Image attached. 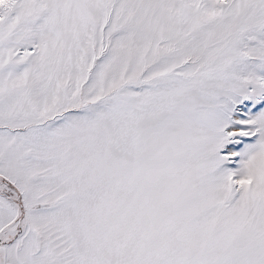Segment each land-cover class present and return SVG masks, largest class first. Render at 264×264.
<instances>
[{
    "label": "snow or ice",
    "instance_id": "snow-or-ice-1",
    "mask_svg": "<svg viewBox=\"0 0 264 264\" xmlns=\"http://www.w3.org/2000/svg\"><path fill=\"white\" fill-rule=\"evenodd\" d=\"M0 264H264V0H0Z\"/></svg>",
    "mask_w": 264,
    "mask_h": 264
}]
</instances>
